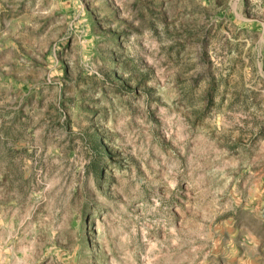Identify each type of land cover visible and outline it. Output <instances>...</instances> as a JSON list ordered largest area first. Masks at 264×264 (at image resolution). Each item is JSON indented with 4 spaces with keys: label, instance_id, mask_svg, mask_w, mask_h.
Instances as JSON below:
<instances>
[{
    "label": "rangeland",
    "instance_id": "374dc122",
    "mask_svg": "<svg viewBox=\"0 0 264 264\" xmlns=\"http://www.w3.org/2000/svg\"><path fill=\"white\" fill-rule=\"evenodd\" d=\"M0 264H264V0H0Z\"/></svg>",
    "mask_w": 264,
    "mask_h": 264
}]
</instances>
